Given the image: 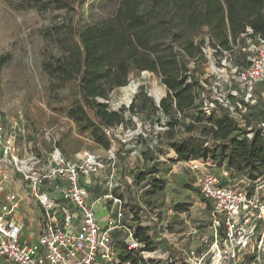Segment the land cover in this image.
<instances>
[{"label": "rangeland", "instance_id": "obj_1", "mask_svg": "<svg viewBox=\"0 0 264 264\" xmlns=\"http://www.w3.org/2000/svg\"><path fill=\"white\" fill-rule=\"evenodd\" d=\"M14 2L0 0V121L3 125L0 167L14 176L3 156L4 139H16L18 153L23 144L35 150L49 151L56 147L67 156L79 151L91 153L109 169L112 185L122 186L124 199L127 196L132 200L129 208L133 218H126L127 224L147 229L151 242L159 249L152 256L162 257L159 259L162 264H175L173 259H186L193 252L198 257L205 255L204 264H210L212 257L224 250V244L212 228L210 207L201 201L195 186L196 173L177 160L167 143L188 136L205 138L210 124L197 122L196 118L207 109L208 92L211 99L221 100L230 108L243 128L264 123L263 91L254 93L245 109L237 106L244 96L235 77L247 63L249 53L245 48L251 40L243 37L235 44L230 43L231 51L217 53L207 41L208 28L202 27L199 34L192 36L195 45L204 41L202 55L184 59L203 88L195 89L196 108L175 114L177 124L173 127L168 126L169 116L153 109V105L158 107V102L152 93L161 99L167 97L161 77L148 71H132L124 86L129 88L126 91L123 87L115 88L104 101L109 110L122 112L126 120L123 127H115L111 132L121 145L113 140L108 150L93 140L91 129H84L81 122L68 115L72 103L79 98L77 80L68 83L54 80L43 70V62L63 52L54 33L49 31L52 23L72 22L80 32L112 17L120 0H84L74 10L45 14L32 9L18 10ZM235 91L239 93L236 98L231 96ZM210 110H206V116ZM87 114L93 120L92 111L87 110ZM155 142L159 146L155 147ZM225 170L229 174L225 180L228 184L257 181L259 197L263 198L264 174L259 177L254 174L253 180L246 170H228L226 160L214 169L217 174ZM133 173L143 174V180L140 175L136 184L133 183ZM94 181L98 182L97 178ZM26 236H30L29 231ZM246 255L243 264H264V241L255 244L253 239Z\"/></svg>", "mask_w": 264, "mask_h": 264}, {"label": "trees", "instance_id": "obj_2", "mask_svg": "<svg viewBox=\"0 0 264 264\" xmlns=\"http://www.w3.org/2000/svg\"><path fill=\"white\" fill-rule=\"evenodd\" d=\"M83 2L15 0L14 6L18 10L32 9L45 14L71 11L76 4ZM263 9L264 0H223V3L221 0H120L112 17L80 32L72 22L62 20L52 23L49 31L54 33L55 41L63 52L58 57L51 56L50 60H45L43 70L60 83L77 80L79 98L72 103L68 115L81 122L84 129H91L93 140L110 150L111 141L115 140L118 145L121 143L106 131L123 127L126 120L122 112L109 110L104 101L108 100L109 93L115 88L123 87V91L129 88L124 86L132 71H148L161 77L167 97L161 99L158 94L152 93L156 102L160 101L158 107L153 105V109L169 116L168 126L173 127L177 124L175 114L196 108L195 89L203 88L202 82L187 67L184 59L202 55L204 41L195 45L192 36L199 34L202 27L208 28L207 41L217 53L231 51L230 43L235 44L243 37L252 41L258 37L264 39ZM246 28H250L252 34L242 36ZM247 64L248 61L245 67ZM210 97L208 92L205 98L207 109L199 112L196 118L197 122L210 124L205 138L188 136L167 143L177 160L211 162L216 167L226 160L228 170H246L253 180L256 178L254 174L257 177L263 175L264 130L257 126H239L230 112L218 100ZM87 110L92 111L93 120L89 118ZM128 111L131 112L132 107ZM157 146L159 142H156ZM147 152L144 151L143 155ZM135 173L131 179L136 184L140 175L141 180L144 177L143 174L134 176ZM119 196L124 198L123 194ZM124 200L126 216H130L133 214L129 208L132 200L127 196ZM127 228L144 245L143 250L153 251L157 248L151 242L152 237L147 234V229L138 225ZM219 234L220 238L224 237L222 228ZM120 236L121 233L114 237L120 250L118 258L134 262L135 256L126 252ZM246 258L245 254L243 259ZM173 261L175 264H187L185 258ZM142 263L162 264L155 260H142Z\"/></svg>", "mask_w": 264, "mask_h": 264}, {"label": "built area", "instance_id": "obj_3", "mask_svg": "<svg viewBox=\"0 0 264 264\" xmlns=\"http://www.w3.org/2000/svg\"><path fill=\"white\" fill-rule=\"evenodd\" d=\"M251 34L252 30L246 28L242 36ZM245 50L249 53L248 64L235 77L244 96L237 106H244L243 109L249 105L254 93L264 92V39L251 40ZM232 94L234 98L239 96L237 91ZM219 103L241 126L230 108L221 100ZM253 126L264 130V123L257 122ZM2 132L0 121V138ZM111 132L106 131L108 135ZM4 141L3 156L14 176L0 167V195L7 191L0 203V264H143L142 260L159 261L162 258L152 256L158 248L143 250L144 245L127 228L125 200L119 196L122 186L112 185V175L107 174L105 163L97 156L85 151L67 156L56 147L49 151L35 150L26 144L18 153L16 139ZM109 154L112 156L110 151ZM183 163L196 173L195 186L201 201L210 207L214 232L220 236L219 230L223 229L224 237L220 242H223L224 250H217L219 254L212 257L210 264H243L251 241L255 239V244L264 241V195L259 197L257 181L228 184L225 182L228 172L217 174L216 166L211 162ZM94 177L105 187V193L92 200L89 186ZM126 181L131 182L129 178ZM14 186L22 189L39 212V232L35 242L23 238L24 223L12 217L20 199ZM97 202H104L112 212L103 225L94 209ZM115 232L122 234L119 240L126 252L135 256L134 262L118 258L120 250L117 239L114 240ZM185 262L204 264L205 255L198 257L191 252Z\"/></svg>", "mask_w": 264, "mask_h": 264}, {"label": "crops", "instance_id": "obj_4", "mask_svg": "<svg viewBox=\"0 0 264 264\" xmlns=\"http://www.w3.org/2000/svg\"><path fill=\"white\" fill-rule=\"evenodd\" d=\"M109 172H110L109 169H107V174H109ZM94 180H95V177L92 178V183L89 186L90 195H91L92 200L98 198L99 196L105 193V187H103L102 183L100 185L99 181L95 182ZM14 188L15 190H18L20 199L17 204V207L12 213V217L16 220H21L24 223L25 228H24V232L22 235L23 238L27 242H31V241L35 242L38 237V232H39V212L37 211V209L33 207L31 200L26 195L23 194L22 189H19V187L17 186H14ZM5 192L1 195L2 198L4 197ZM94 209L96 211V216L102 225L105 224L107 218L112 215L110 206L106 205L104 202H97L96 204H94ZM126 218H130V216L127 215L124 218V221L126 225L128 226ZM32 229H34V231H32ZM28 231L30 232V236H26V233ZM114 234L117 235L119 233L115 232Z\"/></svg>", "mask_w": 264, "mask_h": 264}, {"label": "water", "instance_id": "obj_5", "mask_svg": "<svg viewBox=\"0 0 264 264\" xmlns=\"http://www.w3.org/2000/svg\"><path fill=\"white\" fill-rule=\"evenodd\" d=\"M159 103H160V101H158V103H157V104H158V106H159Z\"/></svg>", "mask_w": 264, "mask_h": 264}]
</instances>
